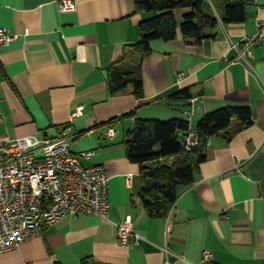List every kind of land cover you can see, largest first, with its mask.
Wrapping results in <instances>:
<instances>
[{"label":"crops","instance_id":"1","mask_svg":"<svg viewBox=\"0 0 264 264\" xmlns=\"http://www.w3.org/2000/svg\"><path fill=\"white\" fill-rule=\"evenodd\" d=\"M74 1L75 11L62 12L60 0H0V26L14 36L0 48V134L53 138L70 126L77 133L73 152H94L83 165L107 168L109 216L65 217L1 254L0 264H165L163 248L169 264H264V0H246V21L228 25L225 0H208L219 21L206 30L208 38L199 43L178 29L174 40L154 41L143 60L142 99L130 92L111 96L106 76L140 40L147 16L136 4L144 0ZM183 13L176 12L180 19ZM257 22L263 40L236 61ZM186 88L202 95L169 101ZM232 106L249 107L251 123L240 127L234 118L210 137L194 184L167 218H150L140 205L139 166L126 156V133L138 119H187L196 130L207 113ZM109 128L116 130L113 139ZM128 216L140 238L123 246L117 225ZM205 251L211 260H204Z\"/></svg>","mask_w":264,"mask_h":264},{"label":"trees","instance_id":"2","mask_svg":"<svg viewBox=\"0 0 264 264\" xmlns=\"http://www.w3.org/2000/svg\"><path fill=\"white\" fill-rule=\"evenodd\" d=\"M247 5L246 0H225L222 23H244ZM181 10L184 13L180 19L176 12ZM136 12L147 18L139 24L140 40L127 46V53L107 71L111 96L130 92L137 99L143 98V60L152 52L154 41L174 40L180 29L185 38H195L200 43L210 36L206 30L219 24L208 0H144L137 2ZM129 55H137L138 60L127 63ZM201 95L202 91L186 88L169 97V101H189ZM234 118L241 121L240 127L248 125L252 111L249 107H224L200 118L196 126L198 145L190 151L185 141L192 130L189 120H136L134 128L126 133L124 144L128 160L139 166L140 205L150 218H167L181 192L194 184L200 165L206 161L208 139L229 128Z\"/></svg>","mask_w":264,"mask_h":264},{"label":"built area","instance_id":"3","mask_svg":"<svg viewBox=\"0 0 264 264\" xmlns=\"http://www.w3.org/2000/svg\"><path fill=\"white\" fill-rule=\"evenodd\" d=\"M59 5L62 12L77 9L74 0H60ZM261 28L262 23L257 22L256 34L245 39L236 61L244 60L246 54L252 55L251 47L263 40ZM13 39L9 30L0 26V48L9 46ZM233 47L236 49L238 45ZM2 121L0 112V123ZM116 134L114 128L106 131L111 139ZM75 136L77 133L70 126L59 128L53 138L11 139L0 134V255L20 249L23 242L41 236L65 217L109 216L107 168L83 165L81 159H91L94 152L74 153L72 139ZM185 141L188 151L196 147L197 131L191 130ZM133 181V174L126 176L128 187H133ZM117 237L123 246L139 240L130 216L117 225ZM163 251L165 264H169V251L167 248ZM211 259V252L205 251L204 260Z\"/></svg>","mask_w":264,"mask_h":264},{"label":"rangeland","instance_id":"4","mask_svg":"<svg viewBox=\"0 0 264 264\" xmlns=\"http://www.w3.org/2000/svg\"><path fill=\"white\" fill-rule=\"evenodd\" d=\"M158 120H161V121H166V120H168V119H158Z\"/></svg>","mask_w":264,"mask_h":264}]
</instances>
